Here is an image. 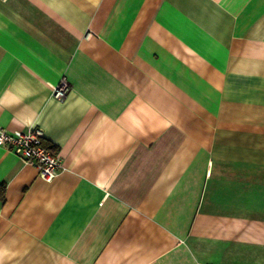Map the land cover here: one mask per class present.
<instances>
[{
    "label": "crops",
    "instance_id": "1",
    "mask_svg": "<svg viewBox=\"0 0 264 264\" xmlns=\"http://www.w3.org/2000/svg\"><path fill=\"white\" fill-rule=\"evenodd\" d=\"M31 126L62 168L0 146V264H264V0H0Z\"/></svg>",
    "mask_w": 264,
    "mask_h": 264
},
{
    "label": "built area",
    "instance_id": "2",
    "mask_svg": "<svg viewBox=\"0 0 264 264\" xmlns=\"http://www.w3.org/2000/svg\"><path fill=\"white\" fill-rule=\"evenodd\" d=\"M68 88L69 84L63 78L53 87V94L62 97ZM44 138L39 126L13 133L0 129V146L15 154L22 162L32 165L40 179L50 182L59 173L62 164L60 156L45 145Z\"/></svg>",
    "mask_w": 264,
    "mask_h": 264
}]
</instances>
